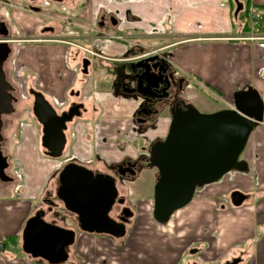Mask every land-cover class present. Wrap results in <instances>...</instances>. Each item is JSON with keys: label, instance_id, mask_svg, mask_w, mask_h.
I'll return each instance as SVG.
<instances>
[{"label": "crops", "instance_id": "obj_1", "mask_svg": "<svg viewBox=\"0 0 264 264\" xmlns=\"http://www.w3.org/2000/svg\"><path fill=\"white\" fill-rule=\"evenodd\" d=\"M232 1L236 4V0ZM238 1L245 3L247 9L236 16L231 0H119L116 5L119 24L102 32L113 33L123 37L121 39L99 35L95 23L103 3L89 1L88 12L84 13L87 28L78 31L84 36L83 55L92 60L89 73L96 66V58L103 61L105 67L114 63L116 69L126 65L139 48L161 47L166 54H171V66L182 75L188 94L197 98L200 107L212 104L201 102L203 94H211L214 102L219 99L229 102L235 92L249 86L259 92L264 103V40L238 39L248 34L241 32L244 25L249 30L252 22L240 21L241 13L246 14V19L262 16L264 28V0ZM19 3L20 0H0V10L8 9L15 23L27 27L31 16L15 7ZM261 34L264 36V29ZM38 48H49V45L34 49ZM68 53L75 55L77 51L75 54L67 52L66 58ZM35 57L41 58L39 54ZM69 65L73 68L72 58ZM87 83L84 94L88 111L73 124L70 153L79 162L88 167L99 162L103 168H109L124 157H137L142 146L168 131L171 116L165 112L157 120L156 127H149L145 138H141L138 134L141 130L134 120L141 100L114 94L103 84L97 87L90 80ZM69 84L67 82L63 89ZM38 85L45 89L48 98L61 105L62 92H48L45 87L49 85L45 81L39 83V79ZM220 108L218 105L202 110L209 113ZM19 112L8 116L5 128L7 152L14 164L11 173L16 181L0 187V241L18 235L22 244L21 232L26 221L40 206L42 193L63 164L60 163L62 158H52L45 155L43 149L39 150L41 143L30 122L23 123L19 141L11 146L8 134L16 132L14 119L23 109ZM34 122L37 124L35 116ZM90 128H93L91 133L87 130ZM37 130L39 134V127ZM247 144L241 155L247 170L231 171L223 180L222 177L221 181L197 189L192 201L175 212L167 224L158 225L148 214L153 205L151 196L133 203L138 206L137 217L140 218L136 230L129 235L133 238L129 248H117L115 238L107 234H77L76 256L78 260L85 258L78 264H119L121 259L129 261L131 255L146 264H157L151 259L153 255L159 260L166 258L160 264H229L235 259H239L238 264H264V122L254 129ZM236 190L249 196L239 207L225 202ZM133 191L134 188L129 192ZM37 202L39 206L35 207ZM215 210L218 217L212 213ZM52 217L56 219L55 214ZM57 223L62 226L59 221ZM144 226L147 227L141 232ZM17 248L11 246L0 253V264H48L23 251L17 252ZM71 262L73 260H68L65 264Z\"/></svg>", "mask_w": 264, "mask_h": 264}, {"label": "water", "instance_id": "obj_2", "mask_svg": "<svg viewBox=\"0 0 264 264\" xmlns=\"http://www.w3.org/2000/svg\"><path fill=\"white\" fill-rule=\"evenodd\" d=\"M236 4L237 16L243 4L238 0ZM158 58L165 69L159 67V71L155 68L141 72L144 69L141 66L143 62L150 63ZM165 62L157 54L135 63L140 70L137 77L142 79L148 74L152 79L160 76L169 81ZM88 63L89 60H85L84 67ZM0 81L4 83L2 76ZM163 83L165 81L162 80L156 84L145 81L147 88L157 91H160ZM140 94L149 97L148 94ZM1 100L0 106L4 104V108L0 109V123L2 113L12 111L10 100L7 97ZM233 103L234 108L209 113L190 106L184 107V111L172 112L167 135L163 141L154 144L149 161V166L158 170L153 196V216L157 222L167 224L175 212L192 201L198 188L219 181L233 170H247L246 162L239 159L251 133L264 122V103L259 92L252 86L235 92ZM33 113L43 127L42 146L46 149V155L60 158L66 143L63 132L65 123L80 114L78 108L58 115L45 97L36 93ZM0 161H6L1 145ZM129 165L133 169L136 163L130 162ZM58 180V199L68 212L76 216L81 231L107 234L115 238L125 237V225L110 216L118 197L114 177L69 162L63 166ZM247 198L239 190L231 193V202L236 207L241 206ZM45 216V210L41 209L28 218L22 231L21 248L31 258H41L48 264H65L76 242L77 233L56 221H47ZM6 248V243L0 241V253H4ZM238 262L239 259H235L229 264Z\"/></svg>", "mask_w": 264, "mask_h": 264}, {"label": "flooded vegetation", "instance_id": "obj_3", "mask_svg": "<svg viewBox=\"0 0 264 264\" xmlns=\"http://www.w3.org/2000/svg\"><path fill=\"white\" fill-rule=\"evenodd\" d=\"M89 1L92 0H74V2L71 0H20V3L15 7L22 13L31 16V23L28 24L29 26L27 27H21L15 23L11 18L8 9L5 11L0 10V77L2 76L4 81V83L0 81V99L4 100V97H7L8 100H10V109L12 110L10 113L3 112L1 115L0 135L2 140L0 145L2 155L6 158V161H0V187L10 186L16 181L15 176L11 173L14 164L11 162V157L7 152L8 139L5 134V128L9 123L7 118L8 116L18 113L21 108L23 111L31 109L33 112L36 93L42 94L53 106L58 115L68 112L71 109L78 108L80 114L74 115L71 121L65 123L66 127L63 132L65 134L66 143L63 154L60 158L64 157L65 152L67 154L68 149L71 150L73 141V124L81 119L88 111L86 105L87 97H85L84 91L88 84L87 76L92 60L91 57L87 55H81V52H83L82 49H85L83 45L84 36H82L80 32L78 33V31L87 28L85 25L84 13L88 12L87 7ZM124 1L126 2L129 0ZM100 2L103 3V6H101L97 16L95 23L96 29L98 32L100 31V36L106 35V37L114 38L118 35L102 31L115 28L119 24L116 7L119 0H100ZM8 7H10V5H8ZM71 28H74V31H72ZM43 42H48L49 46L61 44L65 50V57L71 46H75L78 51V53L72 58L74 62L73 68L69 67L68 57L65 58L66 65L69 67L68 82L70 84L64 90V98L61 105H58L55 101L48 98L45 89L38 85L37 73L35 74L33 71L26 72L23 69L16 71L15 69L14 62L17 52L19 54L22 49L28 50L26 48L31 49L30 47H36L38 46V43ZM133 53L134 55L130 57V61L127 62L126 65H120L115 69L116 66L112 63L110 67H106V75L104 76L105 80L101 81V83L110 88L114 94L119 93L122 95L135 96L141 100L134 116L135 123L141 130L138 132V134L141 135V138H145V134L150 128L154 129L156 127L157 120L165 112L171 116L172 112L178 113L184 111L185 109L183 108L186 106L194 107L200 112L204 111L202 110L204 106L200 107L195 104L197 98L194 95L188 94L186 89L187 84H185L182 75L178 74L171 66V54H166L167 52H164L161 47L157 50L152 48H139L138 51L135 50ZM157 54L160 58H164L166 61L165 66L168 68L166 76H168L169 81H167V78L164 80V77L162 78L160 76H156V78L154 77V79H152L153 77L148 74H145L142 79H139L137 74L140 70L134 64L141 60L143 61L144 59L156 56ZM85 60H89L87 67H84ZM160 60L161 59L158 58L150 63L143 62L141 66H144V69L141 70V72L153 70L155 68L159 71V67L165 69L164 64H162ZM15 74L19 75V78H23V83L18 82ZM30 79L35 80L31 83ZM159 80L165 81V83L161 85L160 91L151 90L145 85V81H148L150 84H156ZM139 92L148 94L149 97L142 96ZM203 95V99H200L201 102H213V98H210L209 94ZM27 97L31 99V102L30 100H26ZM232 101L233 99L229 102L227 101V103H229L228 105H230V102ZM0 102L2 104V100ZM2 108H4V104L0 106V109ZM220 109H222V107ZM35 119L39 127L38 135L42 146V139L44 136L43 127L36 117ZM87 130L91 133L93 128ZM167 132L164 136H157L154 140L149 141L146 146H142L139 154L135 158L130 156L124 157L120 162L110 165L109 168H90L87 166L95 172L110 175L115 178L118 197L110 212V216L118 223H123L125 225L126 234L128 232V226L131 224L135 215L131 207V204L133 205V203H131V193L129 192L133 188H131L129 183L143 177V172L150 170V168L153 167L149 166L152 147L156 142L163 141ZM42 149L43 153L46 155V149L44 147ZM70 156L71 157L66 159L67 161L62 165V168L69 162H75L86 166L79 162L74 155ZM96 157L98 158L97 155ZM240 160H243L242 157H240ZM130 162L136 163L135 168L132 169L129 165ZM5 164L7 165L3 167ZM62 168L55 176H53V180L55 181L53 187L47 188L41 197L40 203L43 206L40 205L31 216H33L38 210L43 209L46 212L45 219L47 221H49V216H54V214L56 219L51 217L52 220L50 219V221H58L59 218H62V215L68 218L67 213H69L70 218H72L75 223V229H73L76 233H86L80 230L76 216L68 212L65 208V210L61 208L62 203L58 199L57 189L59 183L58 177ZM153 168L156 169V175L158 176L157 168ZM134 171L136 172L135 174ZM124 189H128L127 194L122 192ZM246 195L248 196V194ZM229 199L231 202V194L229 195ZM248 199L249 196L247 200ZM136 208L137 207L135 206V209Z\"/></svg>", "mask_w": 264, "mask_h": 264}, {"label": "rangeland", "instance_id": "obj_4", "mask_svg": "<svg viewBox=\"0 0 264 264\" xmlns=\"http://www.w3.org/2000/svg\"><path fill=\"white\" fill-rule=\"evenodd\" d=\"M231 2L233 3L232 4L233 10H235L236 4H234V2L232 0H231ZM242 4H243V10H246L247 5L245 3H242ZM246 17L247 16L245 13H241L239 15V19L242 22L245 20L246 21L247 20L248 21L249 20L250 21L257 20L258 21V19H257L258 17L256 18V16H253V17L249 16L247 19H246ZM259 24H261V21L259 22ZM237 25H239V24H237ZM261 27H262V25H261ZM262 29H264V28H262ZM246 32L249 33L250 30L242 31L241 33H246ZM110 34H113V33H110ZM148 44H150V43H148ZM46 45H49V43L48 42L38 43V47H42V46H46ZM83 45H85V44H83ZM53 46H55V47L50 48L51 46H49V48H38V49H34L35 47H30L31 49L26 48L28 50L22 49L19 52V54L17 52L16 53V59L14 62L15 63V69H16V71L23 69L26 72H32L33 71L35 74L37 73L39 83L45 81L46 85H49V87L48 86L45 87L48 90V92L50 91V92H53L54 94H58V93L61 94V92H62V94H64L63 93V90H64L63 86H65V84H67L68 79H69V71H68L69 69L67 68L66 61H65V58H66L65 52H64L65 50L61 44H59V45L57 44V45H53ZM56 46H58V47H56ZM157 49H159V47H156V49H154V50H157ZM82 50H84V49H82ZM76 51H77V49L75 46H71L70 49H68V52H74V54L76 53ZM77 53H78V51H77ZM83 53H85V52L84 51L81 52V55H83ZM36 54H39L41 58H36L35 57ZM73 56H75V55L68 53V64L71 61V58H73ZM96 56H98V55H96ZM95 63L97 66H95V68L92 69V72L88 74L87 80L92 81L93 85L98 87L99 84L102 85L100 79H104L107 68L105 67L103 61H101L98 58H96ZM15 75H16L18 82L23 83V78H21V77L19 78V75H17V74H15ZM34 80L35 79H30V82L33 83ZM209 96H210V98L211 97L214 98L211 94H209ZM26 100H30V102H31V99L28 97ZM219 100H218V102L215 100L216 103L213 101L211 106L213 105L216 108L219 105V107H222V109L231 108L230 105H228L229 103H227L225 100H223V101H221V99H219ZM195 104L198 106L197 101L195 102ZM211 106L206 105V106H204V108L209 110V108L210 109L213 108V106L212 107ZM204 113H207V112H204ZM16 116L17 117L14 119V123H13L14 126H17L16 127L17 129L16 128L14 129V131L16 130V132L12 133L13 132L12 131L11 133L8 134L9 139H10V144L12 143L11 146H14L15 141H17V140L19 141L24 122H30L33 124V125H31V128L34 129V133L39 138L38 130H37L38 126L34 122V115H33V112L31 109L24 110L20 116H18V114ZM35 124H36V126H35ZM11 134H12V136H11ZM23 136H26V134H24ZM42 148L43 147L40 146L39 150H42ZM70 153H71V150L68 149L67 154L65 152L64 157H62L60 163L64 164L67 161L66 159L71 157ZM84 154L87 155V154H89V152L88 153L84 152ZM89 167L103 168V165L99 162H94L92 164H89ZM233 171H235V170H233ZM143 174H144L143 177H140L137 180H135L134 182L129 183L131 188H134V191L131 192V194H130L131 203H139L144 198H146L148 196H151L153 198L154 185H155V181H156V169L152 167V168H150V170L143 172ZM224 178H226V175L221 180H223ZM54 184H55V181L52 179L51 182L48 184V188L49 187L52 188ZM44 192L42 193V196H43ZM122 192L124 194H127L128 189L127 190L124 189V190H122ZM225 202L228 204L229 203L232 204V202H230L229 196H228V198H226ZM37 205H38V202L35 205V207ZM39 205H42V204L39 202ZM135 206L138 207L135 204L134 205L131 204V207H132L135 215H134V219H132L131 224L128 226V232H127L128 235L126 234V237L114 239V245H116L117 248H120L121 250L129 248V245L132 243V240H133V238L129 235L131 234L132 231L134 233V231L136 230L135 228H137V226H138V221H139L140 217L139 218L137 217L138 211H137V208L135 209ZM61 208L63 210H65L63 204H62ZM218 210H220V209H218ZM212 213H214V215L216 214V216L218 217L219 213L217 212V210L213 211ZM148 214L150 215L152 220L155 221L158 225L161 224V223L157 222L153 216V205L150 207ZM51 217L52 216H49V218H51ZM57 217H59V216H57ZM61 217L62 218H59V220H58L59 223H61L62 225H65L66 227H70L71 229L74 228L75 223L73 222L72 218H70L69 213H67L68 218H66L64 215H62ZM146 227L147 226H144V228L141 232H143ZM77 232H78V229H77ZM75 249H76L75 246L71 247V255H70L71 259H69V260H73V262H71V263L78 264V262L85 261V258H81V257H79V260H78V258L76 256ZM22 251H23L22 249L17 248V252L22 253ZM128 259H129V261L121 259L119 264H127L128 262H129V264H136V263L146 264V261H139V259L136 257V255H131V257ZM151 259L156 260L157 264H160L161 262L166 260V258L159 260L158 256H156V255L151 256ZM188 263H191V262L189 261Z\"/></svg>", "mask_w": 264, "mask_h": 264}, {"label": "built area", "instance_id": "obj_5", "mask_svg": "<svg viewBox=\"0 0 264 264\" xmlns=\"http://www.w3.org/2000/svg\"><path fill=\"white\" fill-rule=\"evenodd\" d=\"M257 19H258V21L257 20H253L251 22V27L249 28L250 32L248 34L241 35L238 38L239 40H264V36L261 34L262 33V27H261V24H259V22L262 21V16L258 17ZM117 38L121 39L123 37L117 36ZM87 51L92 53V54H95L92 51H89V50H87ZM230 107L234 108L233 102L230 103Z\"/></svg>", "mask_w": 264, "mask_h": 264}, {"label": "trees", "instance_id": "obj_6", "mask_svg": "<svg viewBox=\"0 0 264 264\" xmlns=\"http://www.w3.org/2000/svg\"><path fill=\"white\" fill-rule=\"evenodd\" d=\"M243 31H246L248 30V27H246V25L243 26ZM157 179V178H156ZM22 233V232H21ZM20 237L18 235H15V236H9L8 238H6L4 240V242L6 243V246L7 248L11 247V246H15V247H18L20 249L21 248V242H20Z\"/></svg>", "mask_w": 264, "mask_h": 264}]
</instances>
